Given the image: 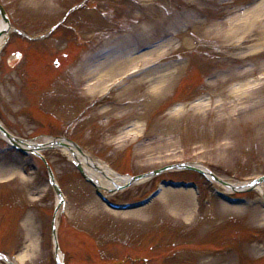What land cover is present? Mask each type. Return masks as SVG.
Masks as SVG:
<instances>
[{"label": "rangeland", "instance_id": "rangeland-1", "mask_svg": "<svg viewBox=\"0 0 264 264\" xmlns=\"http://www.w3.org/2000/svg\"><path fill=\"white\" fill-rule=\"evenodd\" d=\"M0 1L13 24L34 36L46 34L72 5L82 6L71 21L74 25L83 21L84 33L77 38L67 30L49 45L34 46L19 31L10 34V44L0 58V117L16 136L27 140L37 135L70 136L95 158H100L98 153L107 165L122 170L121 174L197 161L231 182L264 173V82H254L261 71L246 78L232 76L244 69L240 57H248L245 68L264 59V46H259L262 31L258 26L253 32L231 34L226 27L247 18L262 0ZM35 12L42 18L33 21L30 16ZM82 37L88 42L84 47ZM36 50H43V56H34ZM145 58L154 66L125 91L131 81L122 82L126 86L111 94L114 104L101 98L108 80L112 83L110 79L120 71L142 67L144 62L136 63ZM101 65L112 74L95 87ZM78 81L89 87L88 92L80 91ZM234 88L244 94L234 95ZM131 103L137 107L132 109ZM103 143L105 148L99 145ZM7 153L0 152V180L13 179L10 184L25 192L20 197L13 193L19 197L17 202L27 197L31 208L24 215L20 209L13 210L15 223L0 219L14 237L0 251L9 257L5 252L17 248L13 256L20 264H57L51 233L55 193L46 187L43 176L14 166ZM47 154L63 179L64 193L73 198L72 221L63 223L59 216L57 225L66 264H146V258L163 264H264V209L256 196L260 190L241 192L249 201L230 205L215 192L222 187L201 173L169 170L107 193L114 201L126 203L145 196L158 178L192 179L209 187L213 203L198 204L192 190L165 188L144 208L112 211L95 196L91 184V197L76 194L78 185L70 176H80L60 149ZM76 220L100 226L98 235L114 229L108 237L95 239L88 251ZM230 223L249 226L255 234L241 232L229 243L239 230L232 227L229 233L225 226ZM165 224L173 225V230ZM221 228L223 233L210 236ZM0 264L7 263L1 258Z\"/></svg>", "mask_w": 264, "mask_h": 264}, {"label": "bare ground", "instance_id": "bare-ground-1", "mask_svg": "<svg viewBox=\"0 0 264 264\" xmlns=\"http://www.w3.org/2000/svg\"><path fill=\"white\" fill-rule=\"evenodd\" d=\"M263 12H264V0H262L261 4H259L257 7H255L253 12H251L247 18H244L243 20H240V21L237 20L236 24H232L233 23L232 22V23H229V25H226L227 28H230L228 30V32H230L231 34H236L240 30H244V31L248 30L249 32H253V31H255V28L259 26V28L262 31V38H263V41L260 42L259 46L263 47L264 46V14H263ZM245 24H246V27H245ZM4 29H5V31H7L8 30V26L3 21L2 17L0 16V30H4ZM5 42H6L5 41V36L3 35V37L0 38V49L3 46V44H5ZM262 53L264 55V50L262 51ZM160 54H156L155 57L160 56ZM258 54H260V51H258L256 53V55H258ZM239 60H240V62H239L240 68H244V69H242L241 71L236 72L235 75L232 73V76H234L233 79H240V78H244V77L246 78V76H248L250 74H254L257 71H261V72L264 73V59L263 58L258 60V61H255V64H254V66L252 68H245L244 67L246 62H247V60H248V57H246V56L245 57H240ZM136 61H134V62L136 63ZM147 61H148V59L145 58L142 61H138L136 64H138L140 62L146 63ZM111 65H113V64H111ZM124 71H126V70H124ZM111 74H112L111 69L106 71V65H101L100 68H99L98 74L95 76L96 83L99 85V82H100V84L102 85V83L104 81L103 77H105V75H111ZM227 74H222V75L217 74L216 77L225 76ZM142 77L143 76H140V77H137L135 79H132L131 82L123 90L125 91V89L129 88L131 86V84L134 82V80H137V79L142 78ZM114 78H112V79H114ZM112 79H110V81ZM167 81H168V79L162 80L161 83H160V86L165 84V83H167ZM107 83H108V81H107ZM249 84L250 83L246 84V86L249 85ZM98 85L95 84L94 86H98ZM158 87L156 88V90L159 89ZM93 89H94V87H93ZM237 89L238 88H234V91H233L234 95H242V94H244V93L240 92ZM178 110H182V108L180 107V108L176 109L175 112H177ZM34 144L35 143H27L25 145L31 146V145H34ZM65 150L70 152V153H72L74 151V146L71 145V146L65 148ZM74 156L76 157V160H78L79 162H81L83 164V166L86 169L85 171H87V173H89V174H91L93 176L95 183L98 184V186L104 192H107V191L116 192V190H115L116 188L120 187L121 185H123V183L127 182L130 179L129 177H121V176H119L110 167H108L105 164L98 163L92 157H90V156H88L86 154L78 152V153L74 154ZM205 170H208V169H205ZM246 185L247 184H244V183L233 182V183H228V185H226V188L228 190L232 191V190H238V188L244 187ZM256 189H259V190L263 191V188L261 186H256ZM69 205H70V202H69L68 206ZM59 212H58V214L55 215L57 224L59 222V216H60Z\"/></svg>", "mask_w": 264, "mask_h": 264}, {"label": "water", "instance_id": "water-1", "mask_svg": "<svg viewBox=\"0 0 264 264\" xmlns=\"http://www.w3.org/2000/svg\"><path fill=\"white\" fill-rule=\"evenodd\" d=\"M137 178H139V177H135L134 179H137ZM259 180L260 181L264 180V177L260 178Z\"/></svg>", "mask_w": 264, "mask_h": 264}]
</instances>
